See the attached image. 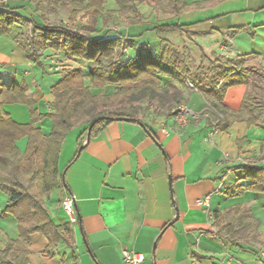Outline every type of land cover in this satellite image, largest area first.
<instances>
[{
  "label": "crops",
  "instance_id": "crops-1",
  "mask_svg": "<svg viewBox=\"0 0 264 264\" xmlns=\"http://www.w3.org/2000/svg\"><path fill=\"white\" fill-rule=\"evenodd\" d=\"M184 2L185 8L176 12L166 0H142L125 15L138 18L131 24L113 13L118 9L115 0H105L95 35L130 41L132 47L124 49L121 61L134 58L140 48L156 56L162 39L167 40L176 53L184 54L190 75L201 76L203 87L208 62L204 60L197 72L201 52L222 61L239 57L247 82L229 86L218 101L199 86H190V78L169 81L159 76L160 82L169 81L166 90H176L190 111L203 114L180 126L173 108L168 116L164 113L169 109L158 114L148 109L144 115L133 114V119L110 122L88 141L82 134L87 121L71 126L60 144L55 185L42 195L43 206L64 239L48 247L43 234H31L27 264H123V249L142 253L140 264H264V193L245 191L227 197L223 192L224 185L236 182V168L264 162V129L248 121L249 113L241 110L246 95L264 102V71L259 70L264 68V0ZM0 3L40 20L33 0ZM51 9L46 12L49 21L53 14L68 17L64 4ZM169 23L186 28L162 34L153 30ZM17 27L10 35H0V84L25 86L38 113L51 112L55 99L51 88L65 67L77 66L80 60L46 49L40 66L33 64L15 42ZM237 27L244 29L234 32ZM151 33L155 37H149ZM168 103L171 107L174 99ZM213 104L223 112L218 113ZM3 109L14 122L30 123L26 105L4 104ZM259 118L264 121V112ZM36 126L47 135L52 122L46 117ZM26 143V136L15 142L21 152ZM65 192L74 196L76 222H69L61 207ZM203 198H208V208L196 202ZM6 201L0 192V213ZM235 207L249 208L258 220L255 233L239 235L238 244L217 235ZM17 237L14 216L0 215V250L8 239Z\"/></svg>",
  "mask_w": 264,
  "mask_h": 264
},
{
  "label": "trees",
  "instance_id": "trees-1",
  "mask_svg": "<svg viewBox=\"0 0 264 264\" xmlns=\"http://www.w3.org/2000/svg\"><path fill=\"white\" fill-rule=\"evenodd\" d=\"M141 1L115 0L118 9L113 13L128 23H137V17L127 18L125 15L134 10L135 4ZM33 2L35 11L40 14L39 21L26 18L17 13L16 8L0 3V35H10L14 27L28 25L27 30L17 32L14 39L25 58L33 64L40 66L43 51L50 49L63 52L68 60L78 59L94 66L86 73L79 66L65 67L60 80L51 88L55 97L51 104L53 111L46 113H38L25 86L15 83L0 84V192L7 196L0 215H13L18 230V237L8 239L5 247L0 250V264H27V247L29 237L33 233L43 234L48 247L64 239L62 229L51 221L45 210L42 195L50 192L55 185L58 175V152L64 135L71 127V119L80 111L83 102H90L96 97L91 94L90 87L85 85V80H89L93 87H118V91L111 95L120 92H141L147 97H152L155 90L152 82L158 81L159 84V76L176 81L190 77L184 54L176 53L171 43L164 39L161 41L162 47L158 55H153L148 48H140L134 58L121 61L124 49L132 47L131 42L123 41L119 36L95 35L105 0ZM46 4L52 8L59 4L66 5L69 8V25L50 22L46 16ZM166 4L176 12L185 8L184 0H166ZM185 28L183 25L169 23L156 25L153 30L162 34L182 32ZM243 29L244 27H237L234 32ZM238 58L222 61L219 57L210 59L201 52L197 70L200 71L202 62L208 60V80L204 82L206 87H203L196 74L191 77L192 85L199 86L202 92L221 101L229 86L247 82L244 71L237 65ZM259 70L264 71V68ZM11 103L27 106L30 114L29 124H19L12 120L3 109L4 104ZM213 107L218 113L223 112L220 106L213 104ZM241 110L249 113L248 121L258 123L264 129V121L259 118L264 112V102L246 95L242 100ZM255 111L256 115L253 114ZM46 117L52 122L51 131L47 135L36 126V122ZM123 118L129 120L134 116L120 110L103 112L86 122L82 134H86L93 121L90 137L95 136L110 122ZM23 136L27 137V143L21 152L15 142ZM82 140L80 138L78 144ZM235 175L236 182L224 185L223 192L227 197H236L245 191L264 193V162L261 166L249 164L245 168L238 167L235 169ZM257 226L258 220L253 217L249 208L235 207L230 220L218 227L217 235L232 244H238L239 235L247 233L252 236Z\"/></svg>",
  "mask_w": 264,
  "mask_h": 264
},
{
  "label": "rangeland",
  "instance_id": "rangeland-1",
  "mask_svg": "<svg viewBox=\"0 0 264 264\" xmlns=\"http://www.w3.org/2000/svg\"><path fill=\"white\" fill-rule=\"evenodd\" d=\"M48 1L49 0H46V2H48ZM49 7H50V5H47L46 12L50 8H52V7H50V8ZM51 10H54V9L52 8ZM50 21L53 23H62L64 25H66V24L69 25V23H67V17L66 18H60V16L59 15L56 16V14H55V16H54V14L50 16ZM113 26L117 27L115 29V32H117L116 30L119 29L118 28V26H119L118 21H115ZM23 27H24V30L26 31L28 28V25H23ZM17 29H18V31H23V29L20 27H17ZM14 32H15L14 34L17 33L16 30ZM148 36L149 37H151V36L155 37V34L151 33ZM187 56L189 57V55H187ZM224 61H226V60H224ZM207 62H208V60H207ZM236 62H237V65L239 66V62H241V61L238 59ZM77 66L81 67L83 72L86 73L90 68H92L94 66V64H92V63L87 64V63H84L83 61L82 62L80 61ZM197 72H198V70H197ZM199 73H200V71H199ZM198 75L199 74H197V77L199 79V77H201V76L200 75L198 76ZM191 77H192V75H190V77H186L184 79L185 80L187 78L191 79ZM168 79H170V78H168ZM190 79H188V80L191 82ZM171 80L172 79H170L169 81H171ZM169 81L168 82L167 81L162 82V80H161V82L159 84H158V81L152 82L153 88L155 89L154 94L152 95V97H147L145 94H143L141 92H137V93L120 92L117 95H111L112 93L118 91V87H115L113 85H107V86H103V87H93V86H91L89 80H85L84 81L85 85H88L90 87L89 90H90L91 94L95 95L96 97L94 98V100H92L90 102H83L82 103L80 111L77 113V115L75 117H73L71 119V126H76L77 124L86 122L91 117H94L98 114H101V113L107 112V111H119V110H121V111L132 113V114L142 113L144 115L146 113V110H148V109H153L156 114H158L160 112H166L169 109L166 113H164V114H166V116H168V112H170V108H174L177 103L183 102L177 98L176 90L175 91L171 90V92L169 90H166L165 85L169 84ZM173 99H174V103L173 104L170 103V104H172L170 107L168 102H172Z\"/></svg>",
  "mask_w": 264,
  "mask_h": 264
},
{
  "label": "built area",
  "instance_id": "built-area-1",
  "mask_svg": "<svg viewBox=\"0 0 264 264\" xmlns=\"http://www.w3.org/2000/svg\"><path fill=\"white\" fill-rule=\"evenodd\" d=\"M190 86L193 85L190 84ZM201 114L203 113H194L190 111L184 102L177 103L173 108L175 123L180 126L185 125L190 119L199 118ZM196 202L208 208V198L197 199ZM60 204L69 222H76L77 215L74 207V196L69 192H65L61 197ZM121 256L123 264H140L144 258L142 253L129 249H123Z\"/></svg>",
  "mask_w": 264,
  "mask_h": 264
},
{
  "label": "water",
  "instance_id": "water-1",
  "mask_svg": "<svg viewBox=\"0 0 264 264\" xmlns=\"http://www.w3.org/2000/svg\"><path fill=\"white\" fill-rule=\"evenodd\" d=\"M124 120H127V118H123ZM93 124H94V121L88 126V128H87V131H86V139H85V141H88V139L90 138V129H91V127L93 126ZM82 147V146H81ZM80 147V148H81Z\"/></svg>",
  "mask_w": 264,
  "mask_h": 264
}]
</instances>
